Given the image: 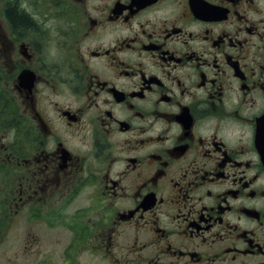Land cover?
I'll list each match as a JSON object with an SVG mask.
<instances>
[{"label":"flooded vegetation","instance_id":"1","mask_svg":"<svg viewBox=\"0 0 264 264\" xmlns=\"http://www.w3.org/2000/svg\"><path fill=\"white\" fill-rule=\"evenodd\" d=\"M261 127L264 0H0V236L34 264H264Z\"/></svg>","mask_w":264,"mask_h":264},{"label":"rangeland","instance_id":"2","mask_svg":"<svg viewBox=\"0 0 264 264\" xmlns=\"http://www.w3.org/2000/svg\"><path fill=\"white\" fill-rule=\"evenodd\" d=\"M14 225L0 236V264H34V245L27 242L22 229ZM17 227V228H16ZM25 229V228H24Z\"/></svg>","mask_w":264,"mask_h":264},{"label":"trees","instance_id":"3","mask_svg":"<svg viewBox=\"0 0 264 264\" xmlns=\"http://www.w3.org/2000/svg\"><path fill=\"white\" fill-rule=\"evenodd\" d=\"M6 10L9 20L16 28L26 29L31 27L28 17L22 11H20L21 13L18 12L14 5L7 7Z\"/></svg>","mask_w":264,"mask_h":264}]
</instances>
